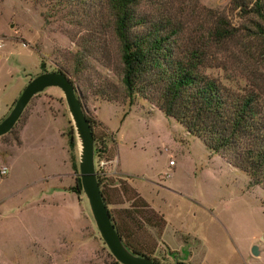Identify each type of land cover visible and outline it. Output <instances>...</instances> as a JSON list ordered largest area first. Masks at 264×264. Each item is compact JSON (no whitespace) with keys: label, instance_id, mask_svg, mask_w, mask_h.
<instances>
[{"label":"rangeland","instance_id":"1","mask_svg":"<svg viewBox=\"0 0 264 264\" xmlns=\"http://www.w3.org/2000/svg\"><path fill=\"white\" fill-rule=\"evenodd\" d=\"M228 2L152 0L137 12L170 17L182 28L183 42L205 38L213 13L225 16L237 37L219 52L210 50L216 60L205 73L233 90L256 85L262 91L264 46L251 35L248 19L233 17ZM66 13L54 11L47 0H0V114L7 98L40 74L39 62L46 72L61 69L94 123L95 140L105 146L106 208L121 219L134 245L151 250L148 256L158 264H264V191L146 101L135 96L129 106L119 90L114 101L104 100L98 91L112 97L108 85L117 87L111 68L85 58V67L73 76L85 24L71 22L81 19V12L75 10L72 18ZM112 49L115 65V45ZM69 126L62 93L50 87L32 97L0 136V264H118L84 195L72 190L78 147L75 171L66 141ZM122 181L147 203L144 218L130 206ZM157 218L162 227L146 224ZM253 244L259 250L255 257Z\"/></svg>","mask_w":264,"mask_h":264},{"label":"trees","instance_id":"2","mask_svg":"<svg viewBox=\"0 0 264 264\" xmlns=\"http://www.w3.org/2000/svg\"><path fill=\"white\" fill-rule=\"evenodd\" d=\"M47 1L52 3L54 11L66 9L70 18L75 10L81 12V19L76 16V19H71L72 23L85 24L73 76L82 66L85 67V58L111 68L116 75L117 87L109 83L112 97L98 91L104 100L114 101L119 90L129 106L135 96L146 101L179 124L188 135L199 139L210 154L219 156L244 173L250 186H259L264 191V89L261 91L255 85L233 90L205 73L216 60L211 59L210 50L219 52L227 42L237 37V29L225 16L213 13L205 38H189L183 42L180 38L182 28L170 17L160 13L153 17L137 12L141 3L152 0ZM228 9L233 17L250 21L251 35L264 46V0H229ZM112 45L116 47L115 65L111 61ZM237 54L242 55V51L238 49ZM39 69V73L46 72L41 62ZM53 72L63 73L59 68ZM85 117L91 129L95 158L94 123ZM66 141L71 168L76 171L74 152L77 147L71 126L66 132ZM96 180L106 206L109 200L104 188L105 179L96 176ZM120 186L132 200L130 206L141 209L138 216L144 218L143 210L148 209L147 203L124 181ZM72 190L77 194L81 191L78 176ZM108 212L125 246L135 255L152 260L148 256L151 250L145 251L143 247L134 245L121 219L118 222L111 211ZM150 221L146 219V224L155 227H162L164 223L161 218L153 223Z\"/></svg>","mask_w":264,"mask_h":264},{"label":"water","instance_id":"3","mask_svg":"<svg viewBox=\"0 0 264 264\" xmlns=\"http://www.w3.org/2000/svg\"><path fill=\"white\" fill-rule=\"evenodd\" d=\"M50 87L57 88L62 93L78 147L77 175L81 192L87 201L96 230L109 254L118 264H158L146 257L132 253L114 229L96 180L91 129L76 88L66 75L61 72H43L32 77L22 88L10 110L0 120V136L11 130L32 97ZM250 253L254 257L259 254L257 244L251 246Z\"/></svg>","mask_w":264,"mask_h":264},{"label":"built area","instance_id":"4","mask_svg":"<svg viewBox=\"0 0 264 264\" xmlns=\"http://www.w3.org/2000/svg\"><path fill=\"white\" fill-rule=\"evenodd\" d=\"M95 145H96L97 153H96V157L93 160L94 161V171H95L96 176L103 178V176L105 175L103 170L105 168V165L108 163V161L103 156L104 148H103L102 141L101 140L95 141ZM169 164H172L171 161L169 162ZM4 172L5 171L3 170L2 173Z\"/></svg>","mask_w":264,"mask_h":264},{"label":"crops","instance_id":"5","mask_svg":"<svg viewBox=\"0 0 264 264\" xmlns=\"http://www.w3.org/2000/svg\"><path fill=\"white\" fill-rule=\"evenodd\" d=\"M19 92H20V90H16V92L12 96H10V98H7V100H6V103H7L6 104V109L0 114V116L5 114L7 108L12 103V101H14L17 98ZM169 165H171V164H169Z\"/></svg>","mask_w":264,"mask_h":264}]
</instances>
